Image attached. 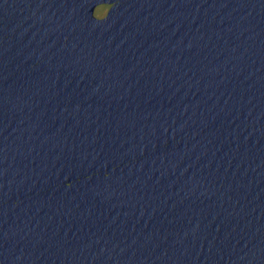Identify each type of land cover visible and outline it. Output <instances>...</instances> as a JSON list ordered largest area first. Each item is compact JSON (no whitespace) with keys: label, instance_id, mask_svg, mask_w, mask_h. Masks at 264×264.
I'll return each mask as SVG.
<instances>
[{"label":"water","instance_id":"1","mask_svg":"<svg viewBox=\"0 0 264 264\" xmlns=\"http://www.w3.org/2000/svg\"><path fill=\"white\" fill-rule=\"evenodd\" d=\"M0 264H264V0H0Z\"/></svg>","mask_w":264,"mask_h":264}]
</instances>
